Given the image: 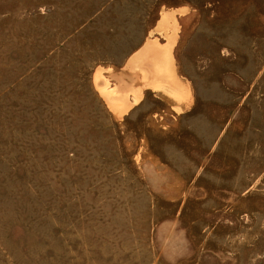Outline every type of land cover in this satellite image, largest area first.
Returning a JSON list of instances; mask_svg holds the SVG:
<instances>
[{"label":"rangeland","instance_id":"1","mask_svg":"<svg viewBox=\"0 0 264 264\" xmlns=\"http://www.w3.org/2000/svg\"><path fill=\"white\" fill-rule=\"evenodd\" d=\"M0 264H264V0H0Z\"/></svg>","mask_w":264,"mask_h":264},{"label":"bare ground","instance_id":"2","mask_svg":"<svg viewBox=\"0 0 264 264\" xmlns=\"http://www.w3.org/2000/svg\"><path fill=\"white\" fill-rule=\"evenodd\" d=\"M148 51H152L151 50V48H149L148 49ZM98 79H100V76L97 74L96 76H95V81H94V83H95V85H96V87L98 88V90L101 92V93H104V87H98L97 86V82L99 81ZM105 100L107 101V105H109V107L111 108V110L113 109V103H112V101H110V100H108L106 97H105ZM109 108V109H110ZM114 111V110H113Z\"/></svg>","mask_w":264,"mask_h":264}]
</instances>
